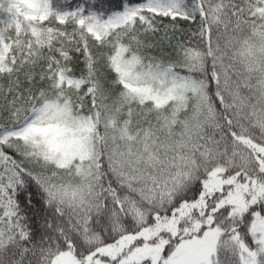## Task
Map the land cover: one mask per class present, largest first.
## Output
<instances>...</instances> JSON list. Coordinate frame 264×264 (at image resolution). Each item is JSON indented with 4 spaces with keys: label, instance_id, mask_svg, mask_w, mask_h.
Wrapping results in <instances>:
<instances>
[{
    "label": "snow or ice",
    "instance_id": "snow-or-ice-1",
    "mask_svg": "<svg viewBox=\"0 0 264 264\" xmlns=\"http://www.w3.org/2000/svg\"><path fill=\"white\" fill-rule=\"evenodd\" d=\"M0 264H264V0H0Z\"/></svg>",
    "mask_w": 264,
    "mask_h": 264
}]
</instances>
